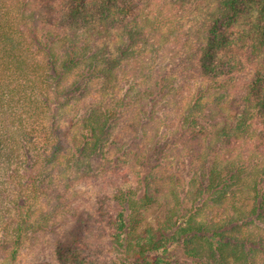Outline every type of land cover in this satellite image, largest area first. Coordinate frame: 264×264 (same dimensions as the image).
I'll return each instance as SVG.
<instances>
[{"label": "trees", "instance_id": "trees-1", "mask_svg": "<svg viewBox=\"0 0 264 264\" xmlns=\"http://www.w3.org/2000/svg\"><path fill=\"white\" fill-rule=\"evenodd\" d=\"M169 41L183 49L173 52L181 71L194 68L199 50L220 90L208 91L204 105L183 106L176 124L191 157L207 151L206 169L195 171L190 207L175 183L152 179L155 168L116 185L106 224L115 254L94 264H178L177 253L197 264H264V0H0V264H16L28 236L77 213L75 183L122 173L108 149L122 140L124 121L139 122L127 118L130 106L178 89L162 78L137 93L121 90L116 72ZM219 52L225 60L215 62ZM245 186L249 206L234 201ZM161 200L163 219L142 226ZM213 204L231 207L232 228L202 216ZM81 243L87 250L59 248V261L85 264L98 251Z\"/></svg>", "mask_w": 264, "mask_h": 264}, {"label": "rangeland", "instance_id": "rangeland-1", "mask_svg": "<svg viewBox=\"0 0 264 264\" xmlns=\"http://www.w3.org/2000/svg\"><path fill=\"white\" fill-rule=\"evenodd\" d=\"M165 49L166 51L159 55H155L150 50L145 49L141 59H136L140 61H125L116 72L119 82L123 85L121 90L138 86L132 91V93H137L162 78H167L178 89L164 91L166 95L163 92H159V94L156 91L151 96L143 97V103L145 102V104L141 103L142 106L141 104L136 107L130 106L126 113L127 118L131 119V116L138 114L141 116L139 122L124 121L118 127L120 130L119 137H122V140L119 143L110 145L108 149V157L113 159L114 164L116 163V165L123 168L122 173L118 175L115 172L109 178L111 170H108L106 174L99 175L95 181H89V184L87 182L82 184L75 183L73 189L76 191H74V195L77 201L74 203L78 205L77 215L70 213L67 217L68 219L63 220L64 222L61 223L60 220L65 218V216L60 217L49 228L28 236L22 243L16 264H62L57 257L58 249L64 246L79 248L77 246L82 245L74 244L78 242H82L81 244H94L93 249L96 247L95 249L98 250L93 254H86L88 258L85 259V264H94V262H100L107 256L114 255L115 253L113 251L109 252L107 248L110 233L106 224L109 218L110 195L116 185L122 182V185H128L130 181L136 183L137 177L145 175L150 168H155L154 173L156 175L152 179L163 184L175 183L177 190L181 193L180 196L184 205L187 207L192 205L191 193L196 189V185H199L198 175L195 171L206 169V165L202 166L204 163L202 159H204L207 151L205 150L203 154L199 153L198 157L192 156L196 158L195 160L192 159L191 154L187 152L186 145L188 142L185 144L181 142V138L177 139L176 124L183 106H188L193 99H198L201 102L200 104L204 105L206 98L209 96L208 91L218 95L220 90L214 89L215 83V85H211L213 79H215L211 74L212 71L202 70L201 63L203 59L199 58L202 56L199 50L195 59L200 56L195 61L194 68L181 71L178 66H180L179 55L183 49L178 47V44L173 43V41H169ZM177 49L179 50V55L173 54ZM225 57L226 54L219 52L211 59L218 62L225 60ZM184 60L186 61L185 57L182 61L184 62ZM170 67H172L171 71L173 69L176 70L172 75L166 73ZM218 72L219 69L215 71L217 76ZM208 84L211 85L210 89L207 86ZM228 103L226 102V104ZM218 106L224 107L221 103ZM213 110L216 111L217 108L214 107ZM226 110V114L230 117L233 114L232 108L227 106ZM213 115L219 121L221 120V115ZM207 118L210 119L211 116ZM134 131L136 132L134 133ZM124 135L128 137H124ZM174 139L176 143L173 141ZM207 141L204 140L203 146L208 143ZM146 142H151L152 145L147 143L145 146ZM150 145L151 148L148 149ZM165 146L167 148L162 153ZM222 152H224V148L218 153L220 158H224ZM236 152L237 149L231 151V154L234 155ZM220 166L222 170L223 165L221 164ZM170 175L172 176L171 178ZM247 186L244 187V191L242 190L241 193L237 194V198L234 201L245 202L249 206L251 204L250 200H246L242 196L243 193L246 196ZM169 202L173 204L175 202L174 198H169ZM69 205L73 207L72 202H69ZM166 206L167 202L165 200L154 203L145 212L142 226L144 224L156 225L160 222L164 217ZM230 208L226 209L213 204L204 208L202 216L217 225L223 224L225 226L228 224L227 228H232L234 223H229L228 220L231 217L230 212H232ZM41 209V205L36 209V217H38ZM36 217H33V219ZM243 228L244 232H249L245 227ZM82 247L87 250V247ZM78 250L82 251V249ZM88 252L91 251L88 250ZM177 258L178 264H197L180 253H177Z\"/></svg>", "mask_w": 264, "mask_h": 264}]
</instances>
